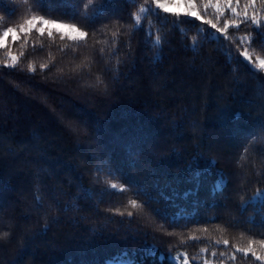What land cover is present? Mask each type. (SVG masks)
Instances as JSON below:
<instances>
[{
    "label": "trees",
    "instance_id": "trees-1",
    "mask_svg": "<svg viewBox=\"0 0 264 264\" xmlns=\"http://www.w3.org/2000/svg\"><path fill=\"white\" fill-rule=\"evenodd\" d=\"M102 2L0 0V40L31 16L90 32L0 43V264H264L239 251L264 240V71L242 55L264 32L205 0L232 41L145 0L100 32Z\"/></svg>",
    "mask_w": 264,
    "mask_h": 264
},
{
    "label": "snow or ice",
    "instance_id": "snow-or-ice-1",
    "mask_svg": "<svg viewBox=\"0 0 264 264\" xmlns=\"http://www.w3.org/2000/svg\"><path fill=\"white\" fill-rule=\"evenodd\" d=\"M111 3V0H103V2L99 5L98 10L101 13V16L98 18V22L95 24L94 27L90 28H96L97 31L104 32L110 28H118L120 25L121 20H124L126 17L123 12L119 13H111L106 14V9L108 4ZM185 3L189 5V11L186 13L187 15H190L192 17H195L202 21L203 23L210 25L212 29L217 30L219 33L224 34V36L228 37L229 41H232V37L228 36V26L232 24H236L237 28H239L240 24H252L256 28L260 29L262 32H264V0H246V3L244 5L245 10L243 11V14L240 15L237 10V5L239 4V0H222L223 6L221 4V0H205L204 8L207 9L210 5L212 7H215L217 10V13L222 14L224 10L231 9V12L236 15L238 18L235 20L229 19L228 20V26L222 23H218L216 19L205 16L203 11H198L196 8V0H185ZM90 4L92 6L95 5V0H90ZM152 4H155L159 9H163L165 11H170L168 9V6L166 3L162 2V0H145V5L141 6L140 12H148L150 11V6ZM259 5L261 8L260 14L256 11V6ZM89 5H84V8H88ZM250 9V11H249ZM175 15H180V13H174ZM135 20L139 22L141 20V16L139 14L135 15ZM51 24H58V21L46 19L43 16H31L28 18L23 24L19 25L18 27L14 28H8L7 31L4 33V36H8L9 34H15L18 32L28 33L31 32L34 28L36 31H38L41 34H44L47 31V34L49 36L53 35V29H46L45 25H51ZM100 25V27H96ZM66 26L68 28H71L73 31L78 32L81 40L83 42H87L85 38L89 37L90 32L87 30H83L75 24H69V25H62ZM62 35H64L62 33ZM112 35H117L116 31L112 32ZM72 39H76L75 36L72 37ZM156 41L159 43L161 42V37L159 35L155 36ZM0 43H2V40H0ZM236 43L237 48H242L243 46L240 45L237 42ZM246 44H251V39L245 41ZM243 57L250 63L254 64L256 67H258L261 71H264V58H259L258 62L256 59H254L253 55L250 54V52L247 49H244L242 52ZM16 57H12V60L10 61L11 64H15ZM44 67H47V65H44ZM35 67H33V71H35ZM239 115V114H238ZM115 187V185H113ZM133 204H136V201L132 202ZM131 215V213H129ZM9 234L6 232L4 233V236H8ZM223 243L227 245L229 241L227 239L223 240ZM260 249L257 250L256 247V241H252L248 246L246 247H240L239 251L243 253H251L253 256H255L257 261H264V240L259 241Z\"/></svg>",
    "mask_w": 264,
    "mask_h": 264
},
{
    "label": "rangeland",
    "instance_id": "rangeland-1",
    "mask_svg": "<svg viewBox=\"0 0 264 264\" xmlns=\"http://www.w3.org/2000/svg\"><path fill=\"white\" fill-rule=\"evenodd\" d=\"M162 2L166 3L168 6V9L170 11L175 12H187L188 5L185 3V0H162ZM46 29H53L57 30L64 35L72 38L73 36L76 37V39H81L78 32L73 31L71 28H68L66 26H62V24H51V25H45ZM21 32L15 33V34H9L8 36H4L2 39V44L7 45L8 40H15L19 37ZM33 108V104L31 105ZM45 117V116H44ZM46 118V117H45ZM47 119V118H46ZM126 258V257H125ZM123 257L116 258L113 261H111L109 264H133L132 261H129ZM175 264H190L187 257L184 254H178L174 257H172Z\"/></svg>",
    "mask_w": 264,
    "mask_h": 264
}]
</instances>
